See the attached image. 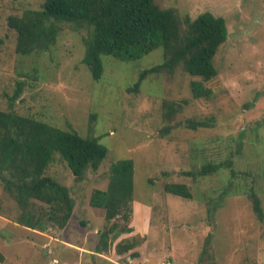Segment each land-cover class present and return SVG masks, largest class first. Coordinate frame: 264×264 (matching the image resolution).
I'll return each mask as SVG.
<instances>
[{
  "label": "rangeland",
  "instance_id": "obj_1",
  "mask_svg": "<svg viewBox=\"0 0 264 264\" xmlns=\"http://www.w3.org/2000/svg\"><path fill=\"white\" fill-rule=\"evenodd\" d=\"M43 1L0 0V109H8V95L24 80L17 112L99 137L108 153L81 181L59 155L50 164L47 174L69 186L76 201L62 229L17 222L20 208L0 180V264H196L210 260L207 243L216 264H264V223L248 194L254 187L264 208V0H160L182 16L211 11L227 21L228 39L215 56L218 75L206 82L213 93L198 99L190 82L200 78L182 69L171 80L151 74L139 91L128 90L143 68L163 61L162 47L136 60L103 55L95 80L83 62L85 27L65 23L48 50L18 53L9 16ZM182 98L188 103L166 120L164 100ZM189 119L208 126L191 128ZM125 158L135 163L133 228L98 253L107 221L91 195L107 187L111 164ZM207 163L223 165L200 174ZM176 182L187 184L192 197L166 191ZM128 240L136 247L118 253Z\"/></svg>",
  "mask_w": 264,
  "mask_h": 264
},
{
  "label": "trees",
  "instance_id": "obj_2",
  "mask_svg": "<svg viewBox=\"0 0 264 264\" xmlns=\"http://www.w3.org/2000/svg\"><path fill=\"white\" fill-rule=\"evenodd\" d=\"M9 23L18 33L16 50L24 55L51 48L65 23L85 27L83 62L95 80L101 79L104 71L103 55L136 60L162 47L163 61L143 68L128 90L139 91L143 80L151 74H164L171 80L182 69L200 78L190 82L192 96L197 99L211 97L213 89L206 82L217 77L215 56L228 39L223 16L211 11H204L196 18L182 16L177 8L165 7L160 0H44L40 8L11 14ZM24 86L25 81L19 80L14 93L8 95V109H0V180L20 208L17 222L41 231L49 227L62 229L71 220L76 201L70 187L47 174V169L59 155L75 179L81 181L88 169H99L108 148L99 137L83 136L72 127L60 128L42 118L17 112L16 101ZM183 103L188 100H164V118L171 121ZM187 125L208 126V121L189 119ZM168 128L165 126L166 131ZM222 165L204 164L199 173H212ZM134 173L133 159L117 160L110 166L107 187L97 188L91 195L90 204L103 208L107 221L96 246L98 253L109 251L113 238L120 232L132 231ZM165 189L192 197L185 183H166ZM248 194L254 212L264 223L258 191L252 187ZM118 218L123 223L117 222ZM208 244L203 253L210 260L196 264H216L209 258ZM136 245L135 240L120 242L117 252L125 253ZM138 254L137 250L132 252Z\"/></svg>",
  "mask_w": 264,
  "mask_h": 264
},
{
  "label": "crops",
  "instance_id": "obj_3",
  "mask_svg": "<svg viewBox=\"0 0 264 264\" xmlns=\"http://www.w3.org/2000/svg\"><path fill=\"white\" fill-rule=\"evenodd\" d=\"M134 210H135V201H134Z\"/></svg>",
  "mask_w": 264,
  "mask_h": 264
}]
</instances>
